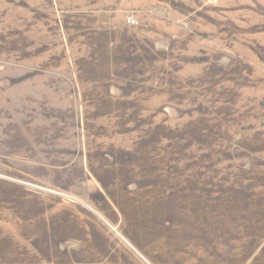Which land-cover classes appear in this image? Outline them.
I'll list each match as a JSON object with an SVG mask.
<instances>
[{"label":"rangeland","instance_id":"1","mask_svg":"<svg viewBox=\"0 0 264 264\" xmlns=\"http://www.w3.org/2000/svg\"><path fill=\"white\" fill-rule=\"evenodd\" d=\"M0 264H264V0H0Z\"/></svg>","mask_w":264,"mask_h":264}]
</instances>
